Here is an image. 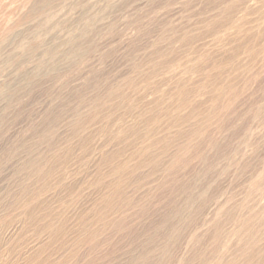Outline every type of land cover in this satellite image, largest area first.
<instances>
[{"label":"rangeland","instance_id":"rangeland-1","mask_svg":"<svg viewBox=\"0 0 264 264\" xmlns=\"http://www.w3.org/2000/svg\"><path fill=\"white\" fill-rule=\"evenodd\" d=\"M0 264H264V0H0Z\"/></svg>","mask_w":264,"mask_h":264},{"label":"bare ground","instance_id":"bare-ground-1","mask_svg":"<svg viewBox=\"0 0 264 264\" xmlns=\"http://www.w3.org/2000/svg\"><path fill=\"white\" fill-rule=\"evenodd\" d=\"M192 199V198H191ZM189 200V199H188Z\"/></svg>","mask_w":264,"mask_h":264}]
</instances>
